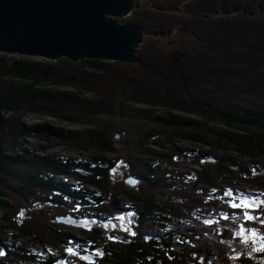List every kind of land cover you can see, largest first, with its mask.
<instances>
[{
  "label": "trees",
  "instance_id": "1",
  "mask_svg": "<svg viewBox=\"0 0 264 264\" xmlns=\"http://www.w3.org/2000/svg\"><path fill=\"white\" fill-rule=\"evenodd\" d=\"M119 22L144 32L136 64L0 53V264H53L72 238L55 217L89 202L110 214L122 197L139 212L142 235L109 243L99 264H235V255L239 264H254L240 230L264 235V224L240 207L233 221L208 222L213 207L232 211L226 191L248 194L239 184L264 190V177L241 172L237 162L264 163V0H135ZM175 28L191 43L164 51L153 34ZM30 115L85 127L27 124ZM118 132L127 135L125 156L115 146ZM26 138L33 142L21 148ZM182 142L220 153L215 162L201 163L198 154L184 163L199 167L181 173L184 188L183 179L161 174L169 172L162 160L184 165L174 161L185 152ZM55 146L83 158L47 155ZM120 160L142 179L138 190L113 182ZM83 186L92 189L83 194ZM253 215L264 220L260 208ZM22 240L56 251L40 260Z\"/></svg>",
  "mask_w": 264,
  "mask_h": 264
},
{
  "label": "water",
  "instance_id": "2",
  "mask_svg": "<svg viewBox=\"0 0 264 264\" xmlns=\"http://www.w3.org/2000/svg\"><path fill=\"white\" fill-rule=\"evenodd\" d=\"M135 0H0V53L56 61L65 58L136 64L142 28L122 24ZM161 34L163 32H156ZM125 183L134 187L136 178ZM245 205V204H244ZM252 208V207H251ZM57 224L78 226L72 216Z\"/></svg>",
  "mask_w": 264,
  "mask_h": 264
},
{
  "label": "rangeland",
  "instance_id": "3",
  "mask_svg": "<svg viewBox=\"0 0 264 264\" xmlns=\"http://www.w3.org/2000/svg\"><path fill=\"white\" fill-rule=\"evenodd\" d=\"M126 17H128V16H126ZM122 18H125V17L118 18V20L120 21V19H122ZM157 38H158V45L164 51H169L175 47H182L185 44L190 45V43H191L189 40V36H187V34H185L183 30L176 29V28L171 29L170 31L167 30L166 32L161 33ZM8 56H15V55H9L8 54ZM23 57L30 58V59L44 60L41 58H34V57H28V56H23ZM44 61H48V60H44ZM100 61H103V60H100ZM106 62H119V61H106ZM142 106L145 108H148V106H146V105H142ZM171 112L185 116V117H188V116L194 117V115H192L191 113H186L185 111H181V110L174 109ZM24 122L27 124H32V125H34V124L35 125L46 124L49 126L63 127V128L68 129V130H79V129L85 127L82 124L58 122L56 119L49 117V116H44V115H30L24 120ZM126 140H127V135L123 132H118L114 137L115 146L120 149L119 154L122 156H125L129 151L127 149V147H125L127 145ZM30 141L31 140H29L27 138L24 139V142L21 145V148H25L26 144ZM31 142H33V140ZM178 146H180L181 149H185V152L182 151L180 156H178V157L174 156V161L178 162V163L180 162V163L184 164V163L190 162L192 160L191 157L193 155L197 156L198 154L201 155V159H200L201 163H203V162L204 163L215 162L216 160L220 159V153L219 152L211 151V154H209L210 151L206 147H201L198 145H192V144L186 143V142L179 143ZM151 149L155 150L154 147H151ZM46 154L49 156H52V157L69 158V159H71L72 163H74V161H77V160H80L83 158V156L81 155L80 152L67 149L63 146H55L51 149H48ZM123 161H125V160H123ZM163 161L164 160L161 161V165L169 172L161 173V174H163L165 177L171 178L175 181H177V180L181 181L183 179L182 184H181L182 188H184V185L187 182V179H185V176H183L182 174L184 172H188L191 169L199 170V167L196 165H193V164L192 165L191 164H184L182 167H179V166H172L171 164L166 165L165 163H163ZM164 162H166V161H164ZM237 162L239 163V166L242 169L241 172H243V170H246V171L251 172L253 177H264V169H263L264 163L263 162L255 165L256 168L253 167L252 164L245 159H237ZM127 173L128 172H126L124 167H120L119 171H117V173L115 175V180L123 181V180H120V178H122V179L125 178L128 175ZM66 182L73 184V182H69V180H67ZM177 185L179 186L180 183H178ZM130 188H132V187H130ZM235 188L238 192H240L241 190L244 192H247L248 194H246V193H243V194H246L249 198H257L256 199L257 207H254V208L246 207L244 205V203L241 202L242 197H239V196L235 197V196L229 195V197H232L230 202L235 197V202L238 205H240L239 207L242 208L244 210V212L245 211L249 212L250 215H252V216H254L253 210L256 211L259 208L261 210H264V190L263 189L262 190L254 189V188L249 187V186L244 185V184H239ZM79 189L82 192V187H79ZM159 191L160 190H158V189L152 190V192H159ZM169 191H171V190H169ZM162 192H165L164 194H166V196H167V194H168L167 191H162ZM164 194L161 193L159 196L163 202L166 201V199L164 198ZM120 199L126 201L123 198H120ZM216 199H219V196ZM227 201H228V198H227ZM117 203H118V201H117ZM119 203H120L119 209L124 210L123 208H121L122 201H119ZM125 203L129 204L128 202H125ZM130 203H132V202H130ZM228 204H229V206H231V203H229V201H228ZM69 205H70V203L68 204V206ZM71 205L72 206H69L68 212L72 213L74 210H77L80 208V206H77L76 204L71 203ZM54 207L56 208V206H54ZM55 208H53V209H55ZM236 208L237 207H235V208L232 207V211H230L228 213H226V212L222 213V211L220 209H215V207H213L211 209V212L213 211L214 216L209 220V222H208V219H205V218H201V219L204 222H208L209 225L211 224L210 222H212V224L218 223L221 218L222 219H228V221H233L238 217V215L234 211ZM119 209H117V208H114L113 210L111 209L112 215L116 216V213L118 212ZM129 209H130V211H128L129 212L128 215H129L130 220L133 221L135 219V216L133 215V213H135L134 211H136L137 209L134 208V205H132L131 208H129ZM121 210H119V211H121ZM111 213L105 214L102 212V213H100V215L102 217H106V218L109 217L110 218V216H112ZM62 214H64V213H60V215H62ZM138 214H139V212H138ZM75 220L78 221L77 219H75ZM97 223H99V224H97ZM97 223H96L97 226L101 227L100 222L98 221ZM62 225L65 226L64 224H62ZM132 225H133V222L131 223V226ZM139 226H140V218H139L138 225L136 228H138ZM216 228H219V227H216ZM102 229H104V228H102ZM5 232H7L5 235L6 238L11 237L10 235L12 233L10 231H5ZM67 232L70 234V236L72 238H78L79 239V238H84V236H85L82 233H75V231L70 230V228L67 229ZM113 236H118L117 241L123 242V237H121V235L119 233H116ZM240 237L243 239L244 243H246L250 246V247H248V253L250 255L249 258L253 261V263L254 264H263L264 263V238H262V237H264V235H260L257 232L254 233L253 231H247L246 229L242 228L240 230ZM106 239H107V237H106ZM19 240H21V239H19ZM21 242L25 248L29 249L32 252V254L34 256L40 258V260L45 259V257H47L49 255H53L52 247H47V245H45V244L44 245L40 244L41 245L40 246L38 244H34L31 242H25V240H22ZM69 242H70V244H69L70 246H67L62 252L64 257L61 258L60 260L58 259L53 264H99V262L102 260V254H103L102 251H105L108 244H109V243L105 244L104 242H100V244L98 245L99 250L96 248H94L95 250H91L92 248L85 250L86 247L83 248V244H81L79 242L71 244V241H68V243ZM94 245L95 244H93V246ZM85 251L89 252L90 254H85ZM77 252H83L85 254V256L84 255H78ZM232 259H233L235 264H239V256L235 255V256H233Z\"/></svg>",
  "mask_w": 264,
  "mask_h": 264
},
{
  "label": "flooded vegetation",
  "instance_id": "4",
  "mask_svg": "<svg viewBox=\"0 0 264 264\" xmlns=\"http://www.w3.org/2000/svg\"><path fill=\"white\" fill-rule=\"evenodd\" d=\"M121 165V166H120ZM120 167H124V169L126 170V172H128L127 176L125 178H120V180H123L122 182L128 186V187H132L129 184L125 183V179L129 176H132L134 178H136L138 184L132 188L138 190L139 189V184L142 183V179H139L133 175H131V168L128 165V163H126L125 161H119V163L117 164L115 171L117 173V171H119ZM113 173V171H112ZM115 181V182H114ZM114 183L117 182V180H113ZM72 185V184H71ZM91 188L83 186L82 187V193L83 194H87L89 193ZM155 189V188H154ZM153 189V190H154ZM80 190V189H79ZM156 190V189H155ZM155 196L157 195V192H155ZM123 198V197H122ZM125 199V198H123ZM126 201L118 198V203L115 202L114 204V208L119 209V201H122V206L121 208H123L124 210H121L116 213V216L111 215L110 218L109 217H102L99 213H97L96 211L92 210V203H75L77 206H80L79 209L74 210L72 213H64L62 215L59 216H72L75 219L78 220L79 225L78 226H63L62 229L63 230H67L68 228H70V230L75 231V233H80V231H87V232H91L92 234L89 235L91 238H88L87 236H84V238H71L69 241H71V244H74L76 242H79L81 244H83V248L86 249H91V250H95L94 248L98 249V245L100 244V242H104L105 244L107 243H115V242H119V243H127L130 242L131 239H133L134 237H139L141 234L140 231V227L136 228L138 225V221L139 218L141 219L140 215L138 214V211H134L135 213H133V215L135 216V219L133 221L130 220L129 215H128V211H130L129 208H131V206L133 205V203H130L129 200L125 199ZM128 202L129 204L125 203ZM57 216V217H59ZM109 218V219H108ZM100 222V226L98 227L97 222ZM118 222V223H117ZM133 222V225L131 226V223ZM97 223V224H96ZM117 223V224H116ZM104 228V229H102ZM116 233H119L121 235V237H123V242L117 241V237L118 236H113ZM153 233V231H152ZM130 235V236H129ZM129 236V237H128ZM107 237V239H106ZM112 237V238H110ZM93 244H95L93 246ZM70 246V245H68ZM53 251H56L53 249ZM89 251V250H88ZM102 258L104 257V251H102ZM78 255H84L85 254H90L89 252L85 251V254L83 252H77ZM88 259V258H87Z\"/></svg>",
  "mask_w": 264,
  "mask_h": 264
},
{
  "label": "snow or ice",
  "instance_id": "5",
  "mask_svg": "<svg viewBox=\"0 0 264 264\" xmlns=\"http://www.w3.org/2000/svg\"><path fill=\"white\" fill-rule=\"evenodd\" d=\"M224 195L225 196H229V195H233V193H232L231 190H228V191H226L224 193ZM240 195L242 197V201L241 202L244 203L246 207H252V208L257 207V204H256V199L257 198H249L246 194H243V193H241ZM230 203H231V206L234 207V208L240 206V205H238L235 202V197H234V199ZM244 216H245L246 219L258 220L261 224H264V220H261L259 216H252L247 211L244 212ZM258 231L259 230H257V229H253V232L254 233L255 232H258ZM110 238H112V237H110ZM262 238H264V237H262ZM0 254H2V253H0Z\"/></svg>",
  "mask_w": 264,
  "mask_h": 264
},
{
  "label": "bare ground",
  "instance_id": "6",
  "mask_svg": "<svg viewBox=\"0 0 264 264\" xmlns=\"http://www.w3.org/2000/svg\"><path fill=\"white\" fill-rule=\"evenodd\" d=\"M140 47V46H139ZM104 61V60H103ZM120 62V61H119Z\"/></svg>",
  "mask_w": 264,
  "mask_h": 264
}]
</instances>
